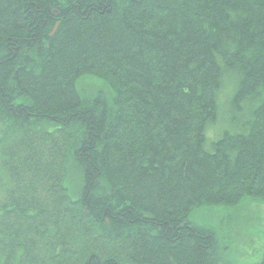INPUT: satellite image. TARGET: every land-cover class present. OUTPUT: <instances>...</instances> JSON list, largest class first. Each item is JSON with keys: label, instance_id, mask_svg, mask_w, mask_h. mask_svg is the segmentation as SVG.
<instances>
[{"label": "trees", "instance_id": "1", "mask_svg": "<svg viewBox=\"0 0 264 264\" xmlns=\"http://www.w3.org/2000/svg\"><path fill=\"white\" fill-rule=\"evenodd\" d=\"M87 75L110 104L78 92ZM227 82L234 132L207 145ZM247 197L264 201V0H0V264H222L189 217Z\"/></svg>", "mask_w": 264, "mask_h": 264}, {"label": "rangeland", "instance_id": "2", "mask_svg": "<svg viewBox=\"0 0 264 264\" xmlns=\"http://www.w3.org/2000/svg\"><path fill=\"white\" fill-rule=\"evenodd\" d=\"M76 89L87 99L104 92L107 102L111 103L108 87L96 76L80 77L76 81ZM231 90L232 87L227 82L220 91L218 98L220 118L205 128L207 145L218 139L224 131L234 132L222 118ZM80 185L81 180L75 176L71 184L67 182L68 193L72 198L78 194ZM189 220L195 226L209 228L215 232L216 241L221 249L222 264H257L260 261L264 252L263 200L247 197L232 208H198L191 213Z\"/></svg>", "mask_w": 264, "mask_h": 264}, {"label": "bare ground", "instance_id": "3", "mask_svg": "<svg viewBox=\"0 0 264 264\" xmlns=\"http://www.w3.org/2000/svg\"><path fill=\"white\" fill-rule=\"evenodd\" d=\"M206 139V138H205Z\"/></svg>", "mask_w": 264, "mask_h": 264}]
</instances>
